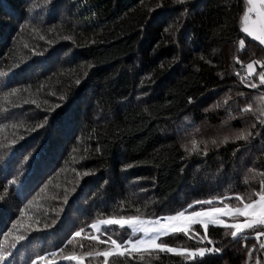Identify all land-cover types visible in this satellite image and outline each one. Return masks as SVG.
I'll return each mask as SVG.
<instances>
[{"label":"trees","instance_id":"1","mask_svg":"<svg viewBox=\"0 0 264 264\" xmlns=\"http://www.w3.org/2000/svg\"><path fill=\"white\" fill-rule=\"evenodd\" d=\"M248 7L0 0V264H264V226L237 240L192 223L156 241L175 252L112 245L140 237L128 225L91 228L259 198L264 46L242 30ZM200 247L220 251L188 254Z\"/></svg>","mask_w":264,"mask_h":264},{"label":"snow or ice","instance_id":"2","mask_svg":"<svg viewBox=\"0 0 264 264\" xmlns=\"http://www.w3.org/2000/svg\"><path fill=\"white\" fill-rule=\"evenodd\" d=\"M248 4L250 5H254L256 0H247ZM260 4L262 7H264V0H259ZM253 11V9H249V12ZM248 14L245 13V18L247 19ZM261 16V22H260V32L262 34H256V32L254 30H250L249 27L245 26L243 27V31L245 33H247V35L252 36L253 39L258 40L260 42V44L264 45V12L260 13ZM244 41L240 40L239 44L241 46V48H243L244 46ZM247 68L249 70H251L253 68V64L249 63L247 65ZM260 76V80L261 83H264V71H261L259 73ZM251 87L255 88L256 85L255 84H251ZM243 138V137H240ZM14 183V181L12 182ZM259 195V202L253 200L250 203L244 204L243 206V210L240 208L235 209V212L237 213V215H247V210L252 209L253 212L256 211L257 208L260 209V215L257 219H253L252 221H248L246 220L244 223H236V224H232V225H228V224H224V227L228 228H234L235 231L231 232V235L233 238L239 240V239H246V237L243 235V230L245 228L247 229H253L255 227L258 226H264V187L261 188V191L258 193ZM2 198V197H0ZM196 203H204V204H211V201H203V202H199L197 201ZM222 209L216 207V208H211L208 211L205 212H192L190 217H185V212L184 211H180L177 213L176 216H169L166 217L165 219L167 220H176L179 218H185L188 220H192V218H197L194 222L195 223H200L203 225L204 229L207 230L208 225L211 224H215L217 222L219 223H224L223 221H217L216 219H208L207 221H205L204 219H201L202 217H212L214 213H221ZM138 220L137 217H132L129 220H124L123 218H121L120 220H109L106 221L104 223L106 224H120L121 226H123L125 223L129 224L132 227V230L134 232H143L144 235L146 237H148L147 239H136L135 241L132 240H128L127 242H122V243H117L116 240H111V238L109 237V240H111V244L115 245L117 248L120 247H124L125 251H127L128 249V245H131V248L133 250H138L139 247L141 246H146V247H154V248H158L161 251H169V252H175L177 251L176 249L173 248H169L167 246V244L161 242L159 244L156 243V241L159 239V237L161 235L167 234V228L165 226H160L157 228H154L152 231L154 234L149 235L148 229L143 227V221H139V226H137L136 221ZM159 223V222H157ZM13 227L15 228L16 225H13ZM95 227V226H93ZM174 232H187L188 228L187 226H183V227H174L173 228ZM238 233H240L241 235L238 236ZM264 234V233H262ZM77 236L80 235V232L76 233ZM23 237H20V239H22ZM95 238V237H94ZM102 243H105L106 241H101ZM209 243H211V241H209ZM185 251H188L187 249H185ZM220 249L219 248H197L194 252L189 251L188 254L190 256L195 257L196 255H199L200 257L204 256L206 253H211V252H219ZM102 255L108 256L111 255V252H106V253H101ZM121 255H123V252L120 253ZM9 255L8 252L0 249V261H5L6 257ZM54 255V254H53ZM43 259V258H42ZM66 259H78V257H66Z\"/></svg>","mask_w":264,"mask_h":264},{"label":"rangeland","instance_id":"3","mask_svg":"<svg viewBox=\"0 0 264 264\" xmlns=\"http://www.w3.org/2000/svg\"><path fill=\"white\" fill-rule=\"evenodd\" d=\"M253 65H254V68H253V72L255 71V68L256 66H259L257 65L256 63L254 62H251ZM257 202H259V198L256 200ZM222 209V212L221 213H214L212 217H202L201 219H204L205 221H207L208 219H216L217 221H223L224 223H219V224H227L226 220H224L222 218V215H225V214H229V213H236L235 211L233 210H229V209H226V208H220ZM243 210V209H242ZM208 211V210H206ZM227 211V213H226ZM205 212V211H203ZM192 213H185V217H190ZM260 215V209L257 208L255 212H253L252 209H249L247 210V215H242L244 217V219H241V220H238V221H233L231 222L230 224H236V223H244L246 220L248 221H252L253 219H257ZM176 216V215H174ZM166 217H169V216H164V219ZM121 218H105V219H100L96 222H94L92 225H91V228H92V231H97L102 225L106 224L104 222L106 221H109V220H120ZM124 220H129V219H126V218H123ZM197 218H192V220H188V219H185V218H179V219H176V220H167L165 219V223L164 224H158V219L154 220V219H139L136 221L137 223V226H139V221H143V227L148 229V232H149V235H152L154 234L153 233V229L154 228H157V227H160V226H165L167 228V233L169 232H172L173 231V228L174 227H183V226H188L192 223H195L194 221L196 220ZM118 224V223H117ZM120 225V224H119ZM124 225H128L130 226L129 224L125 223ZM95 226V227H93ZM131 227V226H130ZM132 229V227H131ZM140 237L137 238V239H147L148 237H146L144 235L143 232H140ZM132 241H135V240H132ZM129 248H131V245H128ZM139 248H150V247H146V246H141Z\"/></svg>","mask_w":264,"mask_h":264},{"label":"crops","instance_id":"4","mask_svg":"<svg viewBox=\"0 0 264 264\" xmlns=\"http://www.w3.org/2000/svg\"><path fill=\"white\" fill-rule=\"evenodd\" d=\"M250 8L253 9V11L249 12ZM261 12H264V7L261 6L259 0H256L254 5H250L249 4V7H248V9L245 12V13L248 14L247 19L245 18V15H244V18H243V27L247 26V27H249L250 30H254L256 32V34H262L260 32V22H261L260 13ZM243 27H242V30H243ZM253 68H254V65H253ZM253 68L251 70H249L247 68L248 72L252 73L253 72ZM226 213H227V211H226Z\"/></svg>","mask_w":264,"mask_h":264},{"label":"built area","instance_id":"5","mask_svg":"<svg viewBox=\"0 0 264 264\" xmlns=\"http://www.w3.org/2000/svg\"><path fill=\"white\" fill-rule=\"evenodd\" d=\"M256 64L257 65H261V63L259 61L256 62ZM250 74H251V72H248L247 67H245L241 77L244 80H249V75ZM158 222H159L158 224H160V225L164 224L165 223V219L164 218H159ZM262 233H264V231H260V232H258L256 234L257 241L259 242L260 245L264 244V234H262Z\"/></svg>","mask_w":264,"mask_h":264}]
</instances>
